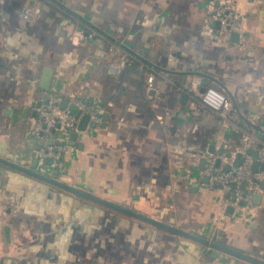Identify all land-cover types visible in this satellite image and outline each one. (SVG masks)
Here are the masks:
<instances>
[{"label":"crops","instance_id":"1","mask_svg":"<svg viewBox=\"0 0 264 264\" xmlns=\"http://www.w3.org/2000/svg\"><path fill=\"white\" fill-rule=\"evenodd\" d=\"M209 1L54 0L28 24L20 11L37 0H0V157L30 168L42 145L33 137L38 102L81 95L97 121L65 154L61 182L264 261V195L230 214L232 198L201 178L244 132L264 133V0H235L242 46L211 23ZM90 29L101 36L88 38ZM80 30L86 38L74 45ZM198 79L200 90L228 94L239 130L208 110L187 115ZM40 164L37 172L52 173ZM0 264L252 263L0 164Z\"/></svg>","mask_w":264,"mask_h":264},{"label":"built area","instance_id":"2","mask_svg":"<svg viewBox=\"0 0 264 264\" xmlns=\"http://www.w3.org/2000/svg\"><path fill=\"white\" fill-rule=\"evenodd\" d=\"M47 0H37L34 6H24L20 11V18L28 24H34L42 14V4ZM208 13L211 23L220 24V35L227 41H231L233 35L238 36V44L244 45L245 28L244 17L238 9L235 0H210ZM92 39L101 34L90 29L86 35ZM83 31H75L72 43L78 45L86 38ZM117 48V47H116ZM136 60L132 55H126L124 63L129 65ZM121 65L111 63L108 71L119 75ZM157 71L152 69L147 73L146 83L153 88L156 82ZM200 81L195 80L189 87V100L186 113L190 117H201L203 111L212 112L219 119L223 128L239 130V118L233 110L228 94L221 89L206 88L204 92L199 89ZM66 108L50 100L49 104L42 103L35 109L36 123L33 130L34 139L42 144L37 152L40 161L51 159L52 164L46 169L58 170L67 151L71 148V136L76 133L83 116L91 113L89 103L81 95H73L69 98ZM76 109V112L73 111ZM80 113V114H78ZM94 118V117H93ZM94 121H97L94 118ZM54 137V143L48 144V140ZM242 145L235 150L222 154L218 159L221 166L215 167V162L207 165L202 172L201 178H209L206 189L210 192H219L223 198H235L229 205L235 211H249L254 207V196L264 195V170H254V163L264 165V133L259 137L256 132H244ZM227 148V146H225ZM254 153L255 156L251 155ZM240 158L241 164L235 167L236 160ZM230 167V170H227ZM226 199V198H225Z\"/></svg>","mask_w":264,"mask_h":264},{"label":"water","instance_id":"3","mask_svg":"<svg viewBox=\"0 0 264 264\" xmlns=\"http://www.w3.org/2000/svg\"><path fill=\"white\" fill-rule=\"evenodd\" d=\"M218 25H220L219 23H217ZM233 40H238V36L235 34L233 35ZM52 76H53V72L51 69H48L44 72L43 74V79H42V84H41V87L42 89L46 90V91H49L50 88H51V82H52ZM205 87H203L201 89V92H204L205 91ZM46 104H49L50 103V99H47L45 101ZM68 103L69 101L68 100H65L62 104V106L64 108H66L68 106ZM42 102H38L37 104V108H39L41 106ZM73 111L76 112V109L73 108ZM80 114V113H78ZM93 113H89V114H86L83 116L82 120L80 121L79 123V126H78V130L76 133H73L72 136H71V145H75V142L78 138V134L80 132H85L87 129H88V126L91 124L92 120H93ZM93 127H96V124L93 123L92 124ZM262 137V136H260ZM54 143V137H51L49 140H48V144H53ZM251 155L255 156L254 153H251ZM39 163H41L43 166H47V165H50L52 164V160L51 159H45L43 162H41L39 159H36L33 163V165L30 167V168H26V167H23V166H20L18 164H15L13 162H10L8 160H5L4 158H1L0 157V164L1 165H4V166H7V167H10L14 170H17V171H20L24 174H27L29 176H32L34 178H37L39 180H42L46 183H49L53 186H56L58 188H61L67 192H70L76 196H79V197H82V198H85L87 200H90L92 202H95V203H98L100 205H103V206H106L110 209H113L115 211H118V212H122L124 214H127L131 217H134L136 219H139L143 222H146V223H149L151 225H154L156 227H159V228H162V229H165L167 231H170L174 234H177L179 236H182V237H185L187 239H190V240H193L195 242H198L206 247H209V248H212V249H215V250H218L220 252H223V253H226L228 255H231V256H234V257H237V258H240L244 261H247V262H250L252 264H264V261H261L257 258H254L252 256H249V255H246V254H243L237 250H234V249H231V248H228V247H225V246H222L220 244H217V243H214L212 241H210V238L209 239H202V238H199V237H196L190 233H187V232H183L177 228H174L172 226H169V225H166L162 222H159L157 220H154V219H151V218H148L146 216H143L141 214H138V213H135L129 209H125V208H122L121 206H118L116 204H113L111 202H108V201H105L99 197H96L88 192H85V191H82L78 188H75L73 186H70L66 183H63L59 180V174L60 172L63 170L64 168V164L63 162H61L60 166H59V169L58 170H55V177L56 178H52V177H49V176H46L45 174L41 173V172H37L36 170L38 169V166H39ZM206 163L207 161L204 160L201 164V168L204 169L205 166H206ZM40 164V165H41ZM241 164V160L240 158H238L236 160V163H235V167L238 168ZM221 166V160L220 159H217L216 160V168H219ZM254 170L255 171H258V170H264V165H260L258 161H256L254 163ZM227 170H230V167H227ZM204 182H206V184L209 182V178H205L204 179ZM261 196L260 195H255L254 196V199L253 201H258V200H261ZM232 200L234 201L235 198L233 197ZM230 212V214L232 212H234V208H229L228 210Z\"/></svg>","mask_w":264,"mask_h":264},{"label":"trees","instance_id":"4","mask_svg":"<svg viewBox=\"0 0 264 264\" xmlns=\"http://www.w3.org/2000/svg\"><path fill=\"white\" fill-rule=\"evenodd\" d=\"M53 1H54V0H47L46 3H51V4H52ZM72 22H73V21H72ZM74 23H75V22H74ZM254 130H255L254 132L257 133V129L254 128ZM258 131H259V130H258ZM215 167H216V162H215ZM54 171H55V170L51 171V172H52L51 174H45V175H46V176H49V177H52V178H56L55 175H54ZM41 173L44 174V172H41ZM213 242H214V243H217V244H220V245H222V246H224L222 243H220V242L217 241V240H213Z\"/></svg>","mask_w":264,"mask_h":264}]
</instances>
